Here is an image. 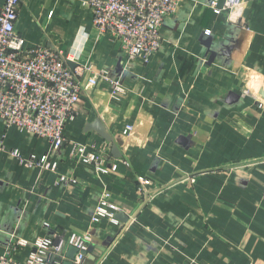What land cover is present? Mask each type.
I'll use <instances>...</instances> for the list:
<instances>
[{
	"label": "crops",
	"instance_id": "1",
	"mask_svg": "<svg viewBox=\"0 0 264 264\" xmlns=\"http://www.w3.org/2000/svg\"><path fill=\"white\" fill-rule=\"evenodd\" d=\"M213 1L183 0L159 51L128 63L115 38L99 35L89 0H21L26 47L56 49L109 81L88 87L85 72L60 150L0 119V258L13 246L26 262L32 246L17 241L63 237V264H73L68 242L78 234L89 239L86 264H264V0H246L238 23ZM74 143L103 145L118 171L99 176L71 157ZM13 150L49 155L58 170L30 169ZM137 176L157 190L144 205ZM105 191L121 209L118 225L92 224Z\"/></svg>",
	"mask_w": 264,
	"mask_h": 264
},
{
	"label": "built area",
	"instance_id": "2",
	"mask_svg": "<svg viewBox=\"0 0 264 264\" xmlns=\"http://www.w3.org/2000/svg\"><path fill=\"white\" fill-rule=\"evenodd\" d=\"M214 0L210 8L215 14H227L230 22H240L246 10V0H225L219 7ZM183 0H89L93 12V24L100 36L115 38L128 63L142 60L148 63L162 46L161 28L166 20L175 17ZM21 0H5L0 5V119L9 127L31 133L47 140L54 151L66 144L65 129L76 118V108L84 91L83 76L92 72L87 79L88 87L109 81L104 71L93 72L91 64L79 71L68 62L77 64L74 57H65L56 49L34 46L26 47L25 40L17 32ZM210 35V31L206 32ZM113 94L122 93L119 81H110ZM261 107L263 105L261 104ZM127 127L126 133L132 131ZM13 157L30 168L56 172L59 163L49 155L25 158L18 150L11 151ZM71 157L77 162L92 165L99 176H112L118 171V163L110 160L103 145L91 146L74 143ZM128 165L126 161H121ZM58 183L78 185L74 177L60 176ZM136 183L142 192V205L155 197L157 190L152 181L137 176ZM121 209L105 191L92 216V224L103 219L118 225L116 214ZM15 247L32 250L26 262L19 261L10 249L0 258V264H63L66 241L63 237L40 238L33 244L26 240L15 243ZM68 244L77 249L73 264H86L89 239L86 235L74 234ZM13 249V248H12ZM99 263V262H98ZM97 263V264H98Z\"/></svg>",
	"mask_w": 264,
	"mask_h": 264
},
{
	"label": "clouds",
	"instance_id": "3",
	"mask_svg": "<svg viewBox=\"0 0 264 264\" xmlns=\"http://www.w3.org/2000/svg\"><path fill=\"white\" fill-rule=\"evenodd\" d=\"M249 87H251L253 89L258 88L259 87V82L257 81L255 83H252V84L249 85Z\"/></svg>",
	"mask_w": 264,
	"mask_h": 264
},
{
	"label": "water",
	"instance_id": "4",
	"mask_svg": "<svg viewBox=\"0 0 264 264\" xmlns=\"http://www.w3.org/2000/svg\"><path fill=\"white\" fill-rule=\"evenodd\" d=\"M68 64L70 65V67L75 68V66H74V64H73L72 62L69 61ZM96 125H99V123L97 122ZM101 130H102V129H101ZM98 131H100V130L98 129Z\"/></svg>",
	"mask_w": 264,
	"mask_h": 264
}]
</instances>
